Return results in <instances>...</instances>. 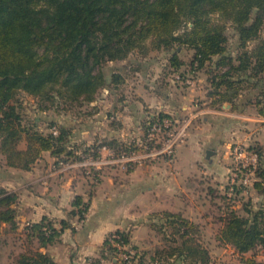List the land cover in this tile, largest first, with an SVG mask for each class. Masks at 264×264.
<instances>
[{
    "label": "trees",
    "instance_id": "obj_1",
    "mask_svg": "<svg viewBox=\"0 0 264 264\" xmlns=\"http://www.w3.org/2000/svg\"><path fill=\"white\" fill-rule=\"evenodd\" d=\"M214 14L232 22L240 47L259 38L264 28V0H0L2 166L31 170L44 152L56 157L61 165L86 157L98 159L102 147L112 152V158L141 149H161L165 137L149 142L146 134L153 122L174 121L170 113L150 116L143 136L147 149L134 140L124 142L118 138L80 145L72 144L73 132L67 126L52 121L47 126L49 131L44 133L38 120L25 121L19 97L21 92L32 95L40 101L43 111L50 110L59 99L65 105L93 102L98 91L108 85L104 66L109 61L125 59L136 47L143 48L144 41L151 36H155L159 49L170 50L179 43L195 51L192 68H207L211 74V106L219 108L229 102L235 107L249 86H262L258 96L264 95V38L251 52L230 54L226 25L214 21ZM183 64L177 53L171 56L172 68L180 69ZM122 81L121 74L114 72L112 82ZM259 112L264 115V105ZM249 149L258 156L254 188L264 194V145L256 142ZM17 202L15 191L0 187V256L9 244V233L19 228ZM73 206L78 208L79 218H85L88 201L79 195ZM164 214L171 234L165 236V225L158 226V231L168 244L150 256L142 253L137 262V252L128 258L121 257V263L169 264L175 256L182 262L189 260L190 264H212L209 248L198 238L199 225L179 213ZM220 220L218 242L231 245L243 264H264L255 256H246L264 248V201L256 210L246 208L243 215L230 210ZM3 223L7 225L4 230ZM67 225L64 221L59 229L55 220L47 216L27 224L21 233L27 247L16 255V264H57L41 248L59 242ZM128 245L130 233L116 230L106 238L101 256L110 259L129 254Z\"/></svg>",
    "mask_w": 264,
    "mask_h": 264
},
{
    "label": "crops",
    "instance_id": "obj_2",
    "mask_svg": "<svg viewBox=\"0 0 264 264\" xmlns=\"http://www.w3.org/2000/svg\"><path fill=\"white\" fill-rule=\"evenodd\" d=\"M142 87L135 89L136 97L113 100L109 115L101 109L94 127L86 125L80 130L77 139L80 145H92L110 138L124 140V136L131 133L136 137L133 138L136 144L141 146L143 138L139 133L148 115L153 117L160 112L189 115L190 132L185 145L195 157L198 168L205 169V173L218 170L225 175L230 170L227 166L230 154H221V146L228 148L227 138L257 140L260 133H255L253 127L261 124L264 128L263 117L247 112L250 105L242 100V94L235 102L234 110H231L233 104H227V110L210 105L194 110L197 105L190 93L176 99L170 91L147 85ZM107 101L103 99L100 103L107 107ZM111 123L117 128L109 126ZM208 150L212 151L209 156ZM105 154L107 151L101 149V157L98 158L101 163L97 167L103 169L96 181L87 172L85 175L75 168L83 166L78 161H68L71 168L63 172L61 168H69V165L58 164L56 157L49 152H44L31 170L19 169L20 174L7 170L8 173L2 174L4 180L0 181V187L18 194V229L22 231L27 224L39 222L45 216L55 220L59 229L64 221L68 223L59 242L41 248L50 253L57 264H108L109 258L102 257L101 250L108 235L116 230L130 233V245L136 250L154 254L164 241L158 226L165 225L164 230H167L165 212L179 213L195 223L204 219L201 210L186 209L179 202L183 185L178 180L181 171L174 166L175 160L167 164L161 153L155 157L151 154L146 160L125 168L119 162H105ZM79 195L89 203L83 219L77 214L78 208L73 206L75 197ZM121 257L119 254L111 260L120 264Z\"/></svg>",
    "mask_w": 264,
    "mask_h": 264
},
{
    "label": "rangeland",
    "instance_id": "obj_3",
    "mask_svg": "<svg viewBox=\"0 0 264 264\" xmlns=\"http://www.w3.org/2000/svg\"><path fill=\"white\" fill-rule=\"evenodd\" d=\"M213 20L226 25V34L229 38L228 52L230 54L236 55L238 52H243L245 50H249L251 52L260 43V40L264 38L263 28L259 38L249 41L245 47H240L239 35L232 22L224 19L219 14H214ZM189 25L192 26V23ZM143 44V48H134L125 59L109 61L104 66V71L108 79V85L98 91L93 102L83 101L81 104L75 102L73 104L68 103L65 105L62 99H59L57 104L50 110L43 111L40 106V101L37 98L24 92L19 93V97L23 102V114L25 121L38 120L40 124L39 128L44 133L49 131L47 126L49 127V124L52 121L67 126L71 128L73 132L71 139L72 144H81L80 141H78L80 130L85 128L86 125L94 127L93 125L96 124V118L101 114V109L106 110L105 114L107 113L109 115V112H111L110 110H112L113 100L116 99L124 101L131 98V96L132 98L136 97L138 93L135 89L143 88L142 86H153V88H160L162 91H170L174 96L173 98L176 99L181 98L180 96H183L184 94L187 95L190 93L192 94L191 99H193V103H196L197 105L194 110H198V108H202L206 105L211 106L210 98L208 97V93L211 88V74L208 72L207 68L198 70H194L192 68L191 61L195 53L192 48L185 44L176 43L170 50L163 48L159 49L155 43V36L147 38ZM175 53H177L181 60L184 61V64L180 69L172 68L170 65V58ZM114 72L121 74L123 79L121 83L118 84L112 82ZM251 80L254 81L255 79ZM105 89L109 90L106 91ZM262 90V86H249V88L244 89L242 93V100L247 102V105H250V108L247 110L250 115L263 117L262 120H264V115L259 112L260 106L264 105V95L258 96ZM103 99H108V103L105 104L107 107L101 105L100 101ZM239 99L240 97L237 101H239ZM259 101L261 103H259ZM203 102L206 103L204 104ZM224 104L226 105L223 106V108L222 106L219 108L227 110V104L232 103L227 102ZM235 108L236 107H232L231 110H234ZM180 111L183 112L182 109H180ZM181 112L180 114H182ZM172 116L175 120L177 119L179 121V123L175 125L177 129L185 127L187 130L186 135L182 138V140H178L176 143L174 166L179 168L181 171V174L178 176V180L180 184L183 185V190L180 192L182 197L179 199V202L182 207L184 206L186 209L189 207L191 210L197 209L198 212H200V210L203 212L204 219H200L197 223L200 227L198 238L202 241L204 246L209 248L212 264H243L240 256L232 251L234 248L231 245L220 244L216 235L222 225L220 217L225 213L230 210H235L239 214L243 215L246 214V208L256 210L259 208L261 202L264 201V194H259L254 188V182L257 179L255 171L258 165V159L256 165H252L250 160H247L246 167L239 165L237 168L235 158L232 155V150L236 145H242L248 149L250 153L256 154L249 148L256 142H260L264 145V128L261 124L257 128L255 127L259 124L253 127V131H255V133H260L257 137L259 139L257 140H249L243 137L227 138L229 140L228 148L224 145L221 146V154H230L227 164L230 169L229 172L225 175H221L218 170H210L209 173H205L203 172L205 169L198 168L195 157L188 151L185 145L188 132H190L189 115L177 116L173 113ZM150 118L151 117L148 115L142 124V131L139 133L140 136H142L141 139L146 133V125L150 122L148 121ZM261 122L264 124V121ZM114 125V123H111L109 126L115 127ZM232 126L234 127V125ZM118 128L122 129V127ZM134 136L135 135L131 133H129V135L126 134L123 141H133V138L136 139ZM162 137L163 135L161 134L159 139ZM24 144V141L21 142V146H24ZM159 152V149H156L151 156L155 157L159 154ZM142 154H146V152L142 151ZM103 158L106 159L105 162H112V159H110L107 154H105ZM164 162L171 164L167 160ZM2 165L3 159L0 155V181L4 180L2 178V174L3 172H7V170H13L16 172L15 174H20L21 172L18 171L20 168L7 167V169H4L5 167ZM68 167L69 168L62 167L61 170H63V172L69 171L71 165ZM124 167L127 168L130 166ZM75 168L78 171L80 170V173L83 172L85 175H90L93 181H96L101 176V170L103 169L102 167V169H98L88 166H79ZM97 169L99 172H94ZM234 172L238 173L236 181L232 180ZM246 176L249 177L248 182L244 181ZM183 197H185V200ZM6 226L7 225L3 223L2 230H4ZM22 231L21 229H18L15 233H9V244L5 247V249L1 250L0 264H16V255L22 250H26L27 244L22 239ZM170 232L171 228L167 230L165 236L171 234ZM161 235L164 236V234ZM162 238L164 240L165 237ZM167 244L168 243L164 240L160 248ZM129 248L134 247L132 245L126 246L127 250ZM137 254L138 255L135 257L136 262L138 260V256H140L142 252L137 250ZM151 254L148 255L150 256ZM246 256H255L258 261L264 262V248H258L255 251H250ZM176 258L177 257L175 256L171 257L169 264H177V261H179L180 264H190L189 260L182 262V259ZM111 259L112 258L107 261L108 264H115Z\"/></svg>",
    "mask_w": 264,
    "mask_h": 264
},
{
    "label": "built area",
    "instance_id": "obj_4",
    "mask_svg": "<svg viewBox=\"0 0 264 264\" xmlns=\"http://www.w3.org/2000/svg\"><path fill=\"white\" fill-rule=\"evenodd\" d=\"M179 121L176 120H171V119H165L163 122H153L152 124H150L146 137H147V141L152 142V141H161V139L163 137H165L162 147L161 149H159V153H161L162 155L165 156L166 160L169 163H172L175 160V155H176V143L178 140H182V138L186 135V128L182 127L180 129H177L175 127L176 124H178ZM54 132H56V129H53ZM163 135L162 138L159 139L160 135ZM141 146H143L145 149H147V144L146 142L144 143V140H142L141 142ZM106 150L107 154L109 156L110 159H112V162H119L121 164H123V166H130L132 167L134 165V163L136 162H140L143 161V159H146L147 157H149L151 154L154 153V150L156 149H151V150H145L146 154H142V152H132L131 154L128 155H123L120 158H112V152L108 149H106L105 147H102V150ZM232 155L235 158L236 164H237V168L239 165H243L244 167H246L247 165V160H250V162L252 163V165H256L258 156L257 154H252L248 151V149H246L245 147H243L242 145H236L234 146L233 150H232ZM80 165L83 166H88V167H95L98 168L97 165L99 163H101L100 159H94L92 157H86L81 161L77 162ZM63 166L64 165H70L69 163L65 162V163H61ZM74 164V163H72ZM99 169V168H98ZM238 170V169H237ZM238 178V173L234 172L233 173V177L232 180L236 181V179ZM245 182L249 181V177L246 176L245 177ZM116 236V235H114ZM136 250L134 248H129L128 249V253L129 254H122V257L124 258H128L130 255H135L136 254Z\"/></svg>",
    "mask_w": 264,
    "mask_h": 264
},
{
    "label": "water",
    "instance_id": "obj_5",
    "mask_svg": "<svg viewBox=\"0 0 264 264\" xmlns=\"http://www.w3.org/2000/svg\"><path fill=\"white\" fill-rule=\"evenodd\" d=\"M211 153H212L211 150H208V151H207L208 156H209Z\"/></svg>",
    "mask_w": 264,
    "mask_h": 264
}]
</instances>
